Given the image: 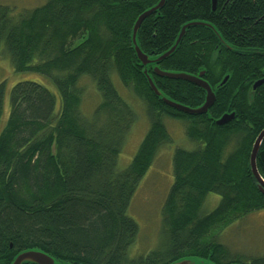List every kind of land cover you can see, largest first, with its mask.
<instances>
[{
	"label": "trees",
	"instance_id": "16d2710c",
	"mask_svg": "<svg viewBox=\"0 0 264 264\" xmlns=\"http://www.w3.org/2000/svg\"><path fill=\"white\" fill-rule=\"evenodd\" d=\"M158 1L46 0L16 19L0 5V58L8 55L15 72L31 76L11 87L0 132V264L31 249L57 264H172L183 258L264 264L261 257L249 263L228 257L212 237L264 208L249 167L252 143L264 128V84L252 91L264 70V0H217L215 10L211 0H165L141 23L138 45L150 58L167 51L184 24L212 26H190L169 57L146 67L164 96L191 108L204 102L203 89L157 76L153 67L190 75L204 71L216 100L202 115L166 105L135 56L133 23ZM112 75L145 104L150 121L124 168L118 160L136 114ZM47 81L55 91L44 86ZM93 82L101 100L85 116L81 106ZM5 96L1 82L0 120ZM231 113L228 123L216 124ZM164 118L184 122V134L196 145L172 152L173 183L162 210L165 243L137 255L129 253L139 228L128 209L160 150L169 148ZM256 165L264 179V139ZM209 193L220 202L202 213Z\"/></svg>",
	"mask_w": 264,
	"mask_h": 264
},
{
	"label": "rangeland",
	"instance_id": "374dc122",
	"mask_svg": "<svg viewBox=\"0 0 264 264\" xmlns=\"http://www.w3.org/2000/svg\"><path fill=\"white\" fill-rule=\"evenodd\" d=\"M46 0H0V5L7 6L10 16L18 18L24 11L31 10L44 4ZM78 43V39L74 44ZM0 51L2 49L0 48ZM1 53V52H0ZM3 54H0V57ZM31 78L28 74L15 72L10 57L0 58V83H6V96L3 116L0 120V132L5 124L9 112V92L11 87L18 81ZM112 81L127 103L136 114V120L131 126L130 132L126 136L121 155L119 156V167L124 168L129 165L141 140L149 128V117L146 106L131 91H126L116 75H112ZM44 86L55 91L52 82ZM94 89L87 83L85 106L82 103V112L85 116H90L101 100L93 82ZM163 122L170 136L168 147L160 150L158 157L153 162L146 176L139 183L134 196L132 197L128 214L138 224V235L130 251H135L137 255H145L150 251L161 248L167 238L164 230L162 210L164 200L173 183L172 152L175 146L192 149L194 142L190 141L185 133L184 122L164 118ZM220 202V196L209 193L202 205L201 212L208 213ZM221 232V233H220ZM227 248L228 257L239 258L245 263H249L255 257L264 258V208L253 210L243 218L235 221L222 231L216 230L212 233ZM132 256V255H131ZM135 256V255H134Z\"/></svg>",
	"mask_w": 264,
	"mask_h": 264
},
{
	"label": "water",
	"instance_id": "95a60500",
	"mask_svg": "<svg viewBox=\"0 0 264 264\" xmlns=\"http://www.w3.org/2000/svg\"><path fill=\"white\" fill-rule=\"evenodd\" d=\"M165 0H159L156 5L153 7L143 11L135 20L133 23L132 29H131V43L133 46V50L135 53L136 58L141 63V65L144 67V74L146 75L147 82L149 84L150 89L152 92L160 97V99L168 106L175 108L183 113L189 114V115H202L206 113L209 108L214 104L216 100V95L213 89L211 88L210 84L205 81L202 76L204 74V71L200 72L198 75H190L183 72H167L159 69L157 66L153 67V72L160 77H167L170 79H181L185 80L189 83H192L205 92V100L204 102L195 108H191L182 104H179L166 96H164L161 91L157 88L155 85L152 77L147 73V65L148 64H157L160 61L164 60L165 58L169 57L179 46L182 38L184 37L186 30L190 26L194 25H206L212 27L210 24L202 23V22H191L186 23L181 27V30L175 39L173 45L165 51L163 54L150 58L147 54L143 53L138 45L137 41V33L139 30V27L143 20L147 18L148 16L155 13L157 10L162 8L164 5ZM217 0H211L212 10H215L216 8ZM217 33V32H216ZM228 76H225L222 80V84L227 80ZM264 83V79L257 80L252 85L253 90H256L257 87L262 85ZM234 114H224L222 115L218 120H216L217 125H224L228 123L232 118ZM264 139V128L259 132V134L256 136L254 142L252 143L250 155H249V167L252 175L255 177L259 190L264 194V179L261 177V175L258 172L257 165H256V157L257 153L259 151V148L261 146V143ZM24 263H33V264H57L55 259L51 257L50 255L46 254L45 252L41 250L31 249L26 250L18 253L11 264H24ZM172 264H205L203 260L200 259H194V258H183L179 261H176Z\"/></svg>",
	"mask_w": 264,
	"mask_h": 264
},
{
	"label": "flooded vegetation",
	"instance_id": "af4514ba",
	"mask_svg": "<svg viewBox=\"0 0 264 264\" xmlns=\"http://www.w3.org/2000/svg\"><path fill=\"white\" fill-rule=\"evenodd\" d=\"M228 47H229V46H228ZM229 48H230V47H229ZM261 79H264V70L262 71L261 76H260L259 78L255 79V81H257V80H261ZM255 81H254V82H255ZM254 82H253V84H254ZM263 84H264V83H263ZM263 84H262V85H263ZM260 86H261V85H260ZM260 86H259V87H260ZM259 87H257L256 89H258ZM252 89H253V88H252ZM252 91H255V90H252ZM258 95H259V96H262V94L260 93V91H259ZM233 114H234V113H233ZM13 259H14V258H13ZM12 261H13V260H12ZM12 261H11V262H12Z\"/></svg>",
	"mask_w": 264,
	"mask_h": 264
}]
</instances>
